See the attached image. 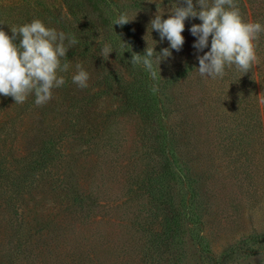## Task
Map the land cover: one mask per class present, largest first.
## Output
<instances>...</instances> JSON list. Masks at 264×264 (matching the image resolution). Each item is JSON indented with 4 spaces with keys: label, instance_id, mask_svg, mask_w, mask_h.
I'll list each match as a JSON object with an SVG mask.
<instances>
[{
    "label": "rangeland",
    "instance_id": "1",
    "mask_svg": "<svg viewBox=\"0 0 264 264\" xmlns=\"http://www.w3.org/2000/svg\"><path fill=\"white\" fill-rule=\"evenodd\" d=\"M176 3L0 0L9 35L35 18L77 40L46 104L0 95V264H264V128L231 105L215 118L227 128L191 125L203 105L191 111L183 86L200 81L199 64L178 60L186 40L196 51L191 33L155 79L130 62L170 47L149 24ZM120 12L133 19L123 27Z\"/></svg>",
    "mask_w": 264,
    "mask_h": 264
},
{
    "label": "clouds",
    "instance_id": "2",
    "mask_svg": "<svg viewBox=\"0 0 264 264\" xmlns=\"http://www.w3.org/2000/svg\"><path fill=\"white\" fill-rule=\"evenodd\" d=\"M184 3L186 6L178 3L171 5L167 19H163L165 13L157 9L150 20L151 32L157 31L160 40L167 39L170 47L163 48L159 53L154 46H147L143 55L133 52L130 59L133 65H142L155 79L154 63L159 67L162 60L172 55V49L181 50L185 42L182 35L184 22L189 17L202 21L190 28L191 34L197 38L193 47L198 52L208 47L211 37L210 50L196 57L201 77L223 78L226 68L233 66L245 74L259 63L256 41L264 33V25L245 21L237 0H196L198 8L193 0H184ZM132 20L126 12H120L113 25L123 27ZM76 43L74 37L49 28L35 18L29 23L12 27L11 35L0 28V95L10 96L15 104H22L30 94H34L37 106L46 104L52 98V90L65 83L58 72H66L69 64L65 62L62 65L61 58L67 57L69 46ZM111 52V45L105 43L100 56L108 58ZM75 68L73 83L80 88L88 87V72L80 63ZM152 91H157L155 85ZM258 97L259 102L264 104V92Z\"/></svg>",
    "mask_w": 264,
    "mask_h": 264
},
{
    "label": "trees",
    "instance_id": "3",
    "mask_svg": "<svg viewBox=\"0 0 264 264\" xmlns=\"http://www.w3.org/2000/svg\"><path fill=\"white\" fill-rule=\"evenodd\" d=\"M126 2L128 1L124 3ZM237 3L245 21L259 22L264 25V0H237ZM193 4L198 8L196 0H193ZM184 6H186V4ZM184 23V31L188 38L191 33V26L193 24L202 23V21L198 18L189 17ZM146 33L149 34V32ZM157 34V31L154 30L151 37L156 38ZM189 42V39L186 40V47H188L183 51L182 55L179 56L178 60L179 62L181 61V63L184 62L185 65L187 64L186 62H195L199 64L196 57L210 50L211 37H209L208 47L200 52L197 50L195 52L190 50ZM256 52L259 63L254 64L250 71L245 74L233 66L232 68H226V74L223 78L211 79L200 76V81L198 83H189L187 86H183L185 105L187 104L188 107L191 106V111L195 113L198 107L195 106L193 108L194 103L189 102L193 98H195V103L203 105L201 111L202 116L198 119V112L196 111V117L194 114V120L191 122L194 128H202L206 133H210L211 128L215 129V131L227 128V126L222 123L221 119L215 123V118L218 116H225V112L221 110L230 105L234 107V110H236L235 114L239 115V117L244 114L247 116L248 120L242 122L244 127L246 125L247 129L260 128L261 130L264 128V122L261 121V110L258 107V96L264 92V33H261L258 41H256ZM206 103H208V106L213 107L210 108L205 106ZM184 111L186 112L185 108ZM170 139L171 138H169V140ZM170 143L172 144L173 141L171 140Z\"/></svg>",
    "mask_w": 264,
    "mask_h": 264
}]
</instances>
